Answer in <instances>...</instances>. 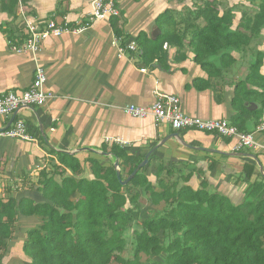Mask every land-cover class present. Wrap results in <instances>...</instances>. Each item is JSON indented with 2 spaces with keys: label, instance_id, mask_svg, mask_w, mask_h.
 <instances>
[{
  "label": "crops",
  "instance_id": "1",
  "mask_svg": "<svg viewBox=\"0 0 264 264\" xmlns=\"http://www.w3.org/2000/svg\"><path fill=\"white\" fill-rule=\"evenodd\" d=\"M115 2L120 18L91 21L92 0H21V4L17 0H0V95L28 89L37 66L45 70V89L54 94L41 106L23 107L15 116L0 118V129L22 119L35 139L0 138V197L12 195L42 201L40 173L44 170L61 182L55 167L61 166L60 153L72 155L80 162L81 171L73 176L75 179L92 180L90 160L95 159L102 166L114 164V156L103 150V146L109 149L114 144L142 157V161L157 147L143 167L154 185V173L161 164L173 169L172 179H179L181 184L198 189L205 181L207 190L240 201L247 186L244 167H255L250 181L262 175L260 166L264 172V132L256 131L257 125L264 121V109L243 113L242 100L236 106L233 101L235 84L245 78L247 66L238 60L222 78L208 80L187 46L178 48L165 43L167 59L160 61L154 58L146 62L141 53L129 51L119 55L118 46L131 39H135L140 50L138 37L139 43L152 44L161 33L158 16L166 9H174L178 14L183 3L179 0ZM49 19L81 31L49 37L38 54L15 50L25 42L27 20L42 27ZM86 22L89 25L83 28ZM114 25L121 36L118 46L113 44ZM141 68L147 73L140 72ZM261 73L264 74V62ZM154 79L163 92L179 97L185 114L202 119H226L241 131L254 132L261 150L236 152L232 150V140L214 133L195 129L177 131L168 124L156 123L151 116L140 119L128 115L123 110L125 105L149 106L154 102ZM263 102L262 95L245 105L254 111ZM173 134L178 136L171 137ZM116 137L128 144H116L109 139ZM164 139L167 140L162 143ZM117 168L120 172L119 165ZM39 223V218L34 216L20 217L18 231L23 233L24 240L25 231ZM16 238L20 236L15 233L12 241L21 247L23 238L18 241Z\"/></svg>",
  "mask_w": 264,
  "mask_h": 264
},
{
  "label": "trees",
  "instance_id": "2",
  "mask_svg": "<svg viewBox=\"0 0 264 264\" xmlns=\"http://www.w3.org/2000/svg\"><path fill=\"white\" fill-rule=\"evenodd\" d=\"M179 1V15L166 9L158 16L161 33L152 44L137 38L144 60H166L165 43L187 46L208 80L222 78L242 60L248 71L235 84L234 106L242 100L243 113L262 111L264 102L254 111L245 103L264 96V0H247L251 8L242 10L238 19L221 0ZM114 31L121 38L118 28ZM103 150L119 161L121 180L142 161L118 145ZM59 159L61 166L55 167L61 182L44 170L40 173L42 201L0 197V264L20 217L33 216L40 223L25 231L21 245L28 264H142V255L162 258L148 264H264V177L259 174L250 181L254 166L244 167L247 186L236 201L207 190L205 181L198 189L181 184L172 179L173 169L161 164L154 173L156 185L144 168L123 185L114 164L90 160L94 179L86 180L73 177L81 171L74 156L60 153ZM141 193L149 194L152 205L163 204L150 218L141 219ZM134 226L132 257L125 258V234Z\"/></svg>",
  "mask_w": 264,
  "mask_h": 264
},
{
  "label": "built area",
  "instance_id": "3",
  "mask_svg": "<svg viewBox=\"0 0 264 264\" xmlns=\"http://www.w3.org/2000/svg\"><path fill=\"white\" fill-rule=\"evenodd\" d=\"M21 4V0H17ZM121 13L115 0H92L91 12L89 18L91 21L110 20L111 18H120ZM89 23H85L87 27ZM26 39L23 45H20L17 51H27L38 54L43 42L49 37H59L68 33H76L81 29L70 27L67 23H57L53 19L46 21L41 27L36 21L27 20L25 23ZM119 39L114 38L113 44L118 46ZM126 51L134 54H140L135 39L127 41L123 46H118L119 55ZM140 72L147 73L145 68ZM46 73L43 67L35 68V76L30 87L20 92L9 91L0 95V118L14 115L19 109L30 106H41L54 97V94L45 89ZM154 102L149 106H140L127 104L123 110L134 118L153 117L158 124H168L174 130L195 129L204 132H211L221 138L232 140V150L239 152L249 150L258 152L262 146L255 138L254 132H244L236 126L230 124L226 119H202L197 116L187 115L183 112L180 99L177 95L163 92L159 88L157 79L153 80ZM256 131L264 132V121H261ZM0 138L20 139L24 141H34L32 135L28 132L27 125L22 119H17L9 127L0 129ZM113 143L126 145L123 139L109 138ZM45 166V165H44ZM43 166V167H44ZM41 169V168H40ZM39 169V170H40ZM38 170V171H39Z\"/></svg>",
  "mask_w": 264,
  "mask_h": 264
},
{
  "label": "rangeland",
  "instance_id": "4",
  "mask_svg": "<svg viewBox=\"0 0 264 264\" xmlns=\"http://www.w3.org/2000/svg\"><path fill=\"white\" fill-rule=\"evenodd\" d=\"M186 2L189 4L191 3V0H186ZM222 2V6H228V7H232L235 15H236V19H238L241 15V11L244 9H249L251 8V5L248 3L247 0H221ZM264 47V45H263ZM140 209H141V219H146V218H150L153 215H155L161 208H162V204L158 205V206H154L152 205V203L150 202L149 199V195L148 193L141 195L140 197ZM135 228V226L132 228H129L125 234V238L128 241L127 243V249L125 250V252L122 254L123 257L125 258H131L132 257V247H131V234L133 229ZM16 234H19L20 238H16V241L18 240H22L23 238V233L17 230ZM24 240V238H23ZM11 244L10 245V249L7 250V252L5 253V255L3 256L2 259V263L4 264H10L13 262H21L24 264H28V258L24 255L20 244L17 242V244L15 242H13L12 240L10 241ZM15 243V244H14ZM21 243V241H20ZM161 257H152V258H148L146 255H142L141 258V263L142 264H148L150 261L152 260H161ZM111 264H116L114 261L111 262Z\"/></svg>",
  "mask_w": 264,
  "mask_h": 264
},
{
  "label": "water",
  "instance_id": "5",
  "mask_svg": "<svg viewBox=\"0 0 264 264\" xmlns=\"http://www.w3.org/2000/svg\"><path fill=\"white\" fill-rule=\"evenodd\" d=\"M157 31H159V30H157ZM14 116H15V114H14ZM14 116H13V118H14ZM13 118L11 119V121H10V124H11V122L13 121ZM9 124V125H10ZM172 136H178L177 134H173V135H171V137ZM170 138V137H169ZM168 138V139H169ZM166 140L167 139H164L163 141H162V143H164V142H166ZM156 148L157 147H154V148H152L146 155H145V158H144V160L141 162V163H139L138 164V166L132 171V173L126 178V179H124V180H121L120 179V172H119V170H118V165H119V161L116 159V161L114 162V166L117 168V177L119 178V180L121 181V183L123 184V185H125L140 169H142L143 167H145L147 164H148V162H149V157H150V155L153 153V151H155L156 150ZM253 156V158H256V156L255 155H252ZM260 170H261V173H262V176L264 177V172H263V168L260 166Z\"/></svg>",
  "mask_w": 264,
  "mask_h": 264
}]
</instances>
